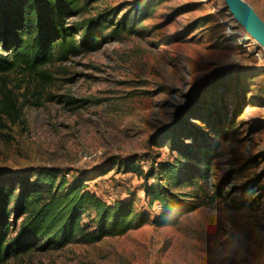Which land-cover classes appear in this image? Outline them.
Masks as SVG:
<instances>
[{
    "label": "rangeland",
    "instance_id": "obj_1",
    "mask_svg": "<svg viewBox=\"0 0 264 264\" xmlns=\"http://www.w3.org/2000/svg\"><path fill=\"white\" fill-rule=\"evenodd\" d=\"M244 1L264 19V0ZM147 2L125 31L113 25L98 33L99 47L44 68L48 79L0 80V174L53 165L71 177L136 160L138 171L116 163L90 186L111 201L116 189L129 194L155 216L161 205L139 170L168 161L181 171L174 191L198 208L178 225L148 223L4 264H264V44L226 0H97L84 16L115 12L119 21ZM172 133L213 145L211 160L173 150Z\"/></svg>",
    "mask_w": 264,
    "mask_h": 264
},
{
    "label": "trees",
    "instance_id": "obj_2",
    "mask_svg": "<svg viewBox=\"0 0 264 264\" xmlns=\"http://www.w3.org/2000/svg\"><path fill=\"white\" fill-rule=\"evenodd\" d=\"M94 1L0 0V80L3 82L12 72L35 73L48 79L44 68L99 47L102 40L97 38L98 33H106L113 25L115 32L125 31L149 7L148 2L144 7L141 4L119 21H115V12L84 16ZM9 108L5 111L10 112ZM217 116L221 126L219 111ZM183 138L172 133L168 139L171 148L191 162L199 161L201 151V162L211 160L213 145H189ZM116 163L126 171L139 169L136 160L120 159ZM114 165L99 168L96 174L81 172L71 177L69 171L53 165L0 174V264L37 251L125 235L148 223L159 227L178 225L184 215L199 206L187 194L174 191L173 181L181 171L176 163L168 161L152 164L146 172L139 170L146 196L151 203L158 201L161 205L157 215L136 208L132 198L110 203L91 188L90 181ZM153 175L161 182L150 183Z\"/></svg>",
    "mask_w": 264,
    "mask_h": 264
},
{
    "label": "water",
    "instance_id": "obj_3",
    "mask_svg": "<svg viewBox=\"0 0 264 264\" xmlns=\"http://www.w3.org/2000/svg\"><path fill=\"white\" fill-rule=\"evenodd\" d=\"M236 18L264 44V19L244 0H226Z\"/></svg>",
    "mask_w": 264,
    "mask_h": 264
},
{
    "label": "crops",
    "instance_id": "obj_4",
    "mask_svg": "<svg viewBox=\"0 0 264 264\" xmlns=\"http://www.w3.org/2000/svg\"><path fill=\"white\" fill-rule=\"evenodd\" d=\"M107 175H108V174L103 175V176H104V177H107ZM103 176H100V178H102ZM100 178H99V179H100ZM104 197H105V195H104ZM105 199L108 200L110 203H111V202H114V201L116 200V199H114L113 201H111V200H109V199L106 198V197H105ZM117 199H122V200L130 199V195H129V194H128V195H123L122 197L118 196Z\"/></svg>",
    "mask_w": 264,
    "mask_h": 264
},
{
    "label": "built area",
    "instance_id": "obj_5",
    "mask_svg": "<svg viewBox=\"0 0 264 264\" xmlns=\"http://www.w3.org/2000/svg\"><path fill=\"white\" fill-rule=\"evenodd\" d=\"M118 192H119L118 189H116L115 192H114L116 199H117V197H118Z\"/></svg>",
    "mask_w": 264,
    "mask_h": 264
}]
</instances>
